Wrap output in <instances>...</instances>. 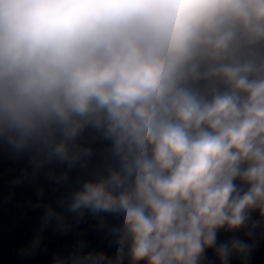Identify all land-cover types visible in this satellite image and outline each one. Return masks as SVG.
I'll return each instance as SVG.
<instances>
[{
	"label": "clouds",
	"instance_id": "clouds-1",
	"mask_svg": "<svg viewBox=\"0 0 264 264\" xmlns=\"http://www.w3.org/2000/svg\"><path fill=\"white\" fill-rule=\"evenodd\" d=\"M0 150L62 189L45 225L119 226L50 264H249L264 0H0Z\"/></svg>",
	"mask_w": 264,
	"mask_h": 264
},
{
	"label": "water",
	"instance_id": "water-1",
	"mask_svg": "<svg viewBox=\"0 0 264 264\" xmlns=\"http://www.w3.org/2000/svg\"><path fill=\"white\" fill-rule=\"evenodd\" d=\"M22 167V161L0 150V264H50L81 240L88 248L107 251L106 242L119 230L116 222L106 219L100 223L86 216L64 234L51 224L45 225L44 206L55 204L62 189H54L42 175L34 181L20 179ZM229 236L222 232L219 239L226 240ZM124 264H130L127 257ZM249 264H264V240L251 253Z\"/></svg>",
	"mask_w": 264,
	"mask_h": 264
}]
</instances>
